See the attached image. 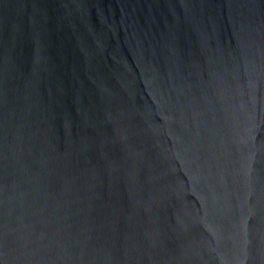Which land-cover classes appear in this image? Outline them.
Masks as SVG:
<instances>
[{"label":"water","instance_id":"water-1","mask_svg":"<svg viewBox=\"0 0 264 264\" xmlns=\"http://www.w3.org/2000/svg\"><path fill=\"white\" fill-rule=\"evenodd\" d=\"M0 264H264V0H0Z\"/></svg>","mask_w":264,"mask_h":264}]
</instances>
